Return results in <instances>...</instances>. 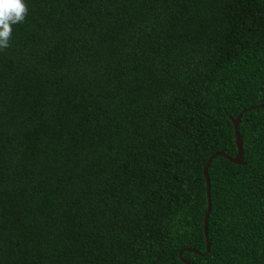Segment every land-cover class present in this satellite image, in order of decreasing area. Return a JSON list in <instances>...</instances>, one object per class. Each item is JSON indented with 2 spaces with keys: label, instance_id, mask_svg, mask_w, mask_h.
Returning <instances> with one entry per match:
<instances>
[{
  "label": "trees",
  "instance_id": "obj_1",
  "mask_svg": "<svg viewBox=\"0 0 264 264\" xmlns=\"http://www.w3.org/2000/svg\"><path fill=\"white\" fill-rule=\"evenodd\" d=\"M25 3L0 51V264H264V0ZM238 112L205 252L202 166Z\"/></svg>",
  "mask_w": 264,
  "mask_h": 264
},
{
  "label": "water",
  "instance_id": "obj_2",
  "mask_svg": "<svg viewBox=\"0 0 264 264\" xmlns=\"http://www.w3.org/2000/svg\"><path fill=\"white\" fill-rule=\"evenodd\" d=\"M255 106H257V105L256 104L248 105V106L242 108L241 111L248 110V109L253 108ZM239 120H240V112H238L235 115V117H233L231 119L232 128H233V141H234L235 146H236L235 153L232 156H230V155L226 154L225 152H223L222 150H216L207 157V159L205 160V162L202 166V174H203L204 180H205V191H206V208L204 210L203 219H202L203 234H204V238H205V250H204L205 252L208 250V246H209L207 231H206V223H207L209 206H210L209 179H208V174H207L206 168H207L208 162L210 161L211 157L215 154L222 155V156L226 157L227 159H229L230 161L238 163V164L243 163V150H242V146H241V135L237 130V124H238ZM185 249L191 250L193 252L201 253L199 250H197L194 247L187 246V247H185ZM178 257L185 264H191L187 259H185L181 256V249L178 251Z\"/></svg>",
  "mask_w": 264,
  "mask_h": 264
},
{
  "label": "clouds",
  "instance_id": "obj_3",
  "mask_svg": "<svg viewBox=\"0 0 264 264\" xmlns=\"http://www.w3.org/2000/svg\"><path fill=\"white\" fill-rule=\"evenodd\" d=\"M27 14L25 0H0V51L10 46L13 25L23 23Z\"/></svg>",
  "mask_w": 264,
  "mask_h": 264
}]
</instances>
